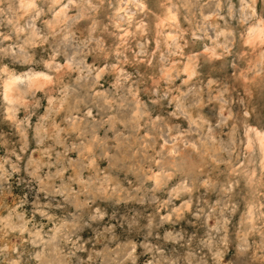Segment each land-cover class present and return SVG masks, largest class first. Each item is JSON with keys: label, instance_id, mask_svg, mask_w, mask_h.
I'll use <instances>...</instances> for the list:
<instances>
[{"label": "clouds", "instance_id": "9594fccd", "mask_svg": "<svg viewBox=\"0 0 264 264\" xmlns=\"http://www.w3.org/2000/svg\"><path fill=\"white\" fill-rule=\"evenodd\" d=\"M0 264H264V0H0Z\"/></svg>", "mask_w": 264, "mask_h": 264}]
</instances>
